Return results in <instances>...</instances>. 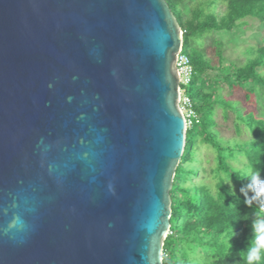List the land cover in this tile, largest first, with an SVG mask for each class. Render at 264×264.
Here are the masks:
<instances>
[{
  "label": "water",
  "instance_id": "water-1",
  "mask_svg": "<svg viewBox=\"0 0 264 264\" xmlns=\"http://www.w3.org/2000/svg\"><path fill=\"white\" fill-rule=\"evenodd\" d=\"M183 46L167 0H0V264H164Z\"/></svg>",
  "mask_w": 264,
  "mask_h": 264
},
{
  "label": "trees",
  "instance_id": "trees-1",
  "mask_svg": "<svg viewBox=\"0 0 264 264\" xmlns=\"http://www.w3.org/2000/svg\"><path fill=\"white\" fill-rule=\"evenodd\" d=\"M167 1L183 31L184 53L195 69L187 92L197 117L188 127L171 190L172 227L165 240L164 264H247L255 228L264 221V198L246 203L241 188L247 197L253 196L246 187L251 177L244 175L249 168L264 181V118L224 92H242L247 104L260 101L251 96L264 93V34L232 60L216 33H232L247 26L249 18L264 23V0ZM220 112L225 120L234 118L235 137L222 136ZM204 151L211 156L206 161ZM256 264H264V252Z\"/></svg>",
  "mask_w": 264,
  "mask_h": 264
},
{
  "label": "rangeland",
  "instance_id": "rangeland-1",
  "mask_svg": "<svg viewBox=\"0 0 264 264\" xmlns=\"http://www.w3.org/2000/svg\"><path fill=\"white\" fill-rule=\"evenodd\" d=\"M248 25L240 27V29L235 30L232 33H216L217 37H221L224 44L227 45L226 55L229 59L237 60L240 53L243 52L244 46L248 44H257L261 41V37L264 34V23L258 19L249 18L247 21ZM186 47L183 50L186 52ZM225 94H228L235 100L242 103L244 109L252 111L256 116L264 118V93L259 92L258 94H253L251 98L260 100L259 102L246 103L245 97L242 92L237 91L231 93L229 89L225 90ZM219 128L222 132V136L231 139L236 136L234 118L231 116L229 120H225L222 112H220L218 117ZM243 138H247V135H243ZM204 160L211 158L210 155L203 152ZM210 164L205 163V167L210 169Z\"/></svg>",
  "mask_w": 264,
  "mask_h": 264
},
{
  "label": "clouds",
  "instance_id": "clouds-1",
  "mask_svg": "<svg viewBox=\"0 0 264 264\" xmlns=\"http://www.w3.org/2000/svg\"><path fill=\"white\" fill-rule=\"evenodd\" d=\"M51 86V85H50ZM245 176L251 177V182L246 186L248 190L253 193L251 198L245 195V187L241 188V193L245 197V202L249 199H261L264 198V181L259 180V173H254L251 168H249L245 173ZM221 176L219 179H223ZM227 183H231V177L229 176ZM234 192V191H233ZM257 232L253 246L248 249L247 254V264H256L257 261L261 259V253L264 252V221H260V226L255 228ZM164 258V257H163ZM164 261V259H163Z\"/></svg>",
  "mask_w": 264,
  "mask_h": 264
},
{
  "label": "built area",
  "instance_id": "built-area-1",
  "mask_svg": "<svg viewBox=\"0 0 264 264\" xmlns=\"http://www.w3.org/2000/svg\"><path fill=\"white\" fill-rule=\"evenodd\" d=\"M183 48L181 52L177 54L176 67L179 71L180 76L179 104L182 112L187 119V126L189 127L192 125L193 120L197 117L195 104L187 92L188 86H190L193 81L195 69L189 56L184 53Z\"/></svg>",
  "mask_w": 264,
  "mask_h": 264
}]
</instances>
